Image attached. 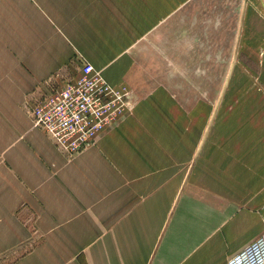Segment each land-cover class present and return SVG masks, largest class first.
<instances>
[{
	"label": "crops",
	"instance_id": "0c3cea01",
	"mask_svg": "<svg viewBox=\"0 0 264 264\" xmlns=\"http://www.w3.org/2000/svg\"><path fill=\"white\" fill-rule=\"evenodd\" d=\"M257 1L232 46L251 87L227 90L228 67L216 95L197 51L215 47L204 1L0 0V264H227L264 233ZM84 60L130 107L68 156L24 106Z\"/></svg>",
	"mask_w": 264,
	"mask_h": 264
},
{
	"label": "built area",
	"instance_id": "2783aa9c",
	"mask_svg": "<svg viewBox=\"0 0 264 264\" xmlns=\"http://www.w3.org/2000/svg\"><path fill=\"white\" fill-rule=\"evenodd\" d=\"M126 85L108 83L86 60L75 81L66 83L30 107L35 126L56 147L72 156L94 143L96 136L129 109ZM264 233L228 259L227 264H264Z\"/></svg>",
	"mask_w": 264,
	"mask_h": 264
},
{
	"label": "rangeland",
	"instance_id": "374dc122",
	"mask_svg": "<svg viewBox=\"0 0 264 264\" xmlns=\"http://www.w3.org/2000/svg\"><path fill=\"white\" fill-rule=\"evenodd\" d=\"M203 1L205 2V7L211 8L215 31V47L210 48L208 42H203L204 48L201 46V48L197 50L201 58L206 56L207 58H214V64H208V71L213 73L214 79V81H209V86L215 90L217 95L219 90L222 88L224 79L228 74V67H230L228 78L224 82L226 89L233 90L238 88H250L251 85L245 86L243 84L246 82V80L254 76V66L249 65L248 63H250V60H247L244 55L239 54L238 48L234 49L232 46L235 44L239 23L241 22L242 24L245 9L247 8L248 10H254L255 7H259V2L257 0H200L199 3L203 4ZM202 9L203 8L200 9V13L203 15L206 13V9ZM209 22L211 21L209 20ZM208 30H210V27ZM199 31L201 37V27L199 28ZM232 57L235 58L234 63L231 66H228V58L232 59ZM241 57L244 58L241 60ZM232 95L233 94L231 93V96ZM28 101H26L24 110L34 124L30 113V107L34 104ZM218 104H224L223 98L220 99Z\"/></svg>",
	"mask_w": 264,
	"mask_h": 264
},
{
	"label": "bare ground",
	"instance_id": "6f19581e",
	"mask_svg": "<svg viewBox=\"0 0 264 264\" xmlns=\"http://www.w3.org/2000/svg\"><path fill=\"white\" fill-rule=\"evenodd\" d=\"M264 254V252H261L260 255Z\"/></svg>",
	"mask_w": 264,
	"mask_h": 264
}]
</instances>
